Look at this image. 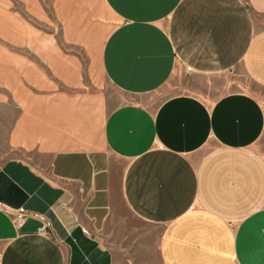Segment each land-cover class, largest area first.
<instances>
[{
	"label": "crops",
	"instance_id": "1",
	"mask_svg": "<svg viewBox=\"0 0 264 264\" xmlns=\"http://www.w3.org/2000/svg\"><path fill=\"white\" fill-rule=\"evenodd\" d=\"M241 77L264 0H0V264H264Z\"/></svg>",
	"mask_w": 264,
	"mask_h": 264
},
{
	"label": "rangeland",
	"instance_id": "2",
	"mask_svg": "<svg viewBox=\"0 0 264 264\" xmlns=\"http://www.w3.org/2000/svg\"><path fill=\"white\" fill-rule=\"evenodd\" d=\"M239 80L241 81V84L246 88L249 89L250 91H254L255 93H259L260 95H262L264 97V91L263 89L258 88L256 85H254L252 82H250V80L246 79L245 77H241L239 78ZM138 98H140L141 100H148V96H143V95H139L137 96ZM261 147L264 150V137H263V141H262V145Z\"/></svg>",
	"mask_w": 264,
	"mask_h": 264
},
{
	"label": "built area",
	"instance_id": "3",
	"mask_svg": "<svg viewBox=\"0 0 264 264\" xmlns=\"http://www.w3.org/2000/svg\"><path fill=\"white\" fill-rule=\"evenodd\" d=\"M31 214H32L31 212L24 209L23 207H17L16 213H15V219L18 221V220L23 219L27 215L30 216ZM37 216L41 217V219H42V215L37 214ZM46 224H49L48 221H46ZM44 227H45V225L40 228V230H42V232H43Z\"/></svg>",
	"mask_w": 264,
	"mask_h": 264
}]
</instances>
